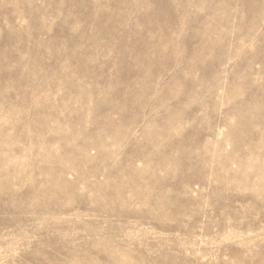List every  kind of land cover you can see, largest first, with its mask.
Instances as JSON below:
<instances>
[{
  "label": "rangeland",
  "instance_id": "rangeland-1",
  "mask_svg": "<svg viewBox=\"0 0 264 264\" xmlns=\"http://www.w3.org/2000/svg\"><path fill=\"white\" fill-rule=\"evenodd\" d=\"M0 264H264V0H0Z\"/></svg>",
  "mask_w": 264,
  "mask_h": 264
}]
</instances>
